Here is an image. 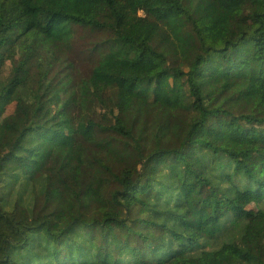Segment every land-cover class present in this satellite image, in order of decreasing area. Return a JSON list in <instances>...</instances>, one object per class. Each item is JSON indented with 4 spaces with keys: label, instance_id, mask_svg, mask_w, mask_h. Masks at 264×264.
<instances>
[{
    "label": "trees",
    "instance_id": "1",
    "mask_svg": "<svg viewBox=\"0 0 264 264\" xmlns=\"http://www.w3.org/2000/svg\"><path fill=\"white\" fill-rule=\"evenodd\" d=\"M259 108L264 0H0V264H264Z\"/></svg>",
    "mask_w": 264,
    "mask_h": 264
},
{
    "label": "rangeland",
    "instance_id": "2",
    "mask_svg": "<svg viewBox=\"0 0 264 264\" xmlns=\"http://www.w3.org/2000/svg\"><path fill=\"white\" fill-rule=\"evenodd\" d=\"M234 36H238L237 30L234 31ZM39 59L34 61V64H37L43 58L42 52L38 56ZM213 66L216 67L214 71L210 70L209 67H206L203 70V74L197 77L198 81L202 83V88L206 93H214L216 96V101H224L225 108H232V105L229 103L228 95L224 89L229 86V78L233 70V62L228 57H225L222 60L218 58L214 59ZM211 67V66H210ZM27 76V75H26ZM253 114L257 118H264V110L262 108L256 109L253 111ZM104 124H112V117L106 112L103 117ZM5 243V242H4Z\"/></svg>",
    "mask_w": 264,
    "mask_h": 264
}]
</instances>
